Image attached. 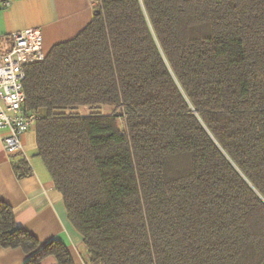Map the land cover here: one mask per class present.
Listing matches in <instances>:
<instances>
[{
	"label": "trees",
	"instance_id": "trees-1",
	"mask_svg": "<svg viewBox=\"0 0 264 264\" xmlns=\"http://www.w3.org/2000/svg\"><path fill=\"white\" fill-rule=\"evenodd\" d=\"M99 1L25 69L36 156L85 264H264V0ZM0 248L74 264L3 202Z\"/></svg>",
	"mask_w": 264,
	"mask_h": 264
},
{
	"label": "crops",
	"instance_id": "crops-1",
	"mask_svg": "<svg viewBox=\"0 0 264 264\" xmlns=\"http://www.w3.org/2000/svg\"><path fill=\"white\" fill-rule=\"evenodd\" d=\"M9 3V7L5 6ZM92 0H0V52L12 47L10 35L30 28L43 35L48 53L61 43L74 40L92 22ZM0 131V202L9 205L17 226L45 245L61 241L74 264H85L83 238L68 218L62 194L57 190L42 160L36 156V132L23 137V152L15 161L26 159L32 174L18 177L13 157L4 149ZM22 249L0 248V264H24ZM40 264H58L54 257Z\"/></svg>",
	"mask_w": 264,
	"mask_h": 264
},
{
	"label": "built area",
	"instance_id": "built-area-1",
	"mask_svg": "<svg viewBox=\"0 0 264 264\" xmlns=\"http://www.w3.org/2000/svg\"><path fill=\"white\" fill-rule=\"evenodd\" d=\"M9 7V3H5ZM12 47L0 52V131L10 157L23 152V137L36 130L38 117L25 107L26 67L47 57L43 35L30 28L10 35Z\"/></svg>",
	"mask_w": 264,
	"mask_h": 264
},
{
	"label": "rangeland",
	"instance_id": "rangeland-1",
	"mask_svg": "<svg viewBox=\"0 0 264 264\" xmlns=\"http://www.w3.org/2000/svg\"><path fill=\"white\" fill-rule=\"evenodd\" d=\"M99 2H100L99 0H92V6L94 7V6L99 5ZM101 111H102V113H104V114H111V113H112L111 108H107V107L102 108ZM80 113H82V114H86L87 111L81 109V110H80Z\"/></svg>",
	"mask_w": 264,
	"mask_h": 264
}]
</instances>
